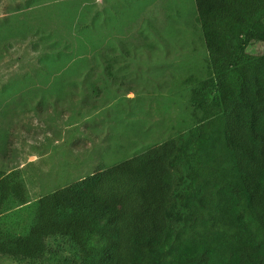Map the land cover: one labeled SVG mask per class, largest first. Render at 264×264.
<instances>
[{"label": "rangeland", "instance_id": "rangeland-1", "mask_svg": "<svg viewBox=\"0 0 264 264\" xmlns=\"http://www.w3.org/2000/svg\"><path fill=\"white\" fill-rule=\"evenodd\" d=\"M192 0H0V230L24 236L37 200L183 134L191 85L208 70ZM251 54L264 52V43ZM43 256L0 264H77L49 238Z\"/></svg>", "mask_w": 264, "mask_h": 264}, {"label": "trees", "instance_id": "trees-1", "mask_svg": "<svg viewBox=\"0 0 264 264\" xmlns=\"http://www.w3.org/2000/svg\"><path fill=\"white\" fill-rule=\"evenodd\" d=\"M208 70L190 76L183 134L40 197L22 237L0 230V258L40 259L66 239L77 264H264V0H192ZM0 171V215L25 205Z\"/></svg>", "mask_w": 264, "mask_h": 264}]
</instances>
